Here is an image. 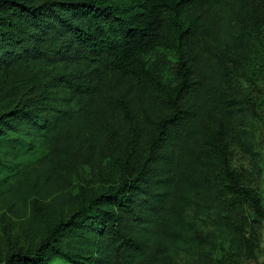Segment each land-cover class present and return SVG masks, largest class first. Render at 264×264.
Listing matches in <instances>:
<instances>
[{
  "label": "trees",
  "instance_id": "1",
  "mask_svg": "<svg viewBox=\"0 0 264 264\" xmlns=\"http://www.w3.org/2000/svg\"><path fill=\"white\" fill-rule=\"evenodd\" d=\"M207 2L0 0V69L49 63L50 80L71 93L63 109L43 110L45 117L27 108L25 90L0 106V152L13 157L0 160L7 211L43 216L47 200L65 195L56 192L75 150L94 163L106 144L126 135L146 152L136 169L131 153L117 156V184L47 224L33 250L10 243L1 264H177L175 255L193 254L195 241L210 243L198 229L204 216L216 227L226 224L207 178L208 155L213 137L230 126L233 102L193 52L196 11ZM159 48L174 53L171 82H164L161 56L148 62ZM223 176L264 219L253 190L240 188L227 167Z\"/></svg>",
  "mask_w": 264,
  "mask_h": 264
},
{
  "label": "rangeland",
  "instance_id": "2",
  "mask_svg": "<svg viewBox=\"0 0 264 264\" xmlns=\"http://www.w3.org/2000/svg\"><path fill=\"white\" fill-rule=\"evenodd\" d=\"M196 12L199 18L193 52L204 71L213 74L222 94L233 102L230 126L219 140L213 137L208 155L207 178L226 224L216 227L209 215L204 216L198 229L210 243L195 241L193 254H176L175 259L177 264H261L264 219L256 216L239 189H230L223 174L227 167L237 175L240 188H251L264 215V0H208ZM18 34L25 35L22 31ZM157 55L163 59L164 82H171L168 65L175 60L174 53L159 48L148 56V62ZM54 71L52 65L41 61L14 63L0 69V106L12 104L25 90L27 108L43 112L42 117L47 116L43 110L48 108L63 109L70 102L71 93L66 85L50 80ZM153 122V119L149 122V134L153 132ZM218 144L224 150L225 161ZM125 153H131L133 169L146 156L140 144L131 147L126 135L106 144L94 163L86 162L81 152L75 150L62 182L58 183L56 194L65 195L47 200L42 205L43 216L35 209L24 216H15L0 203V264L10 250V243L33 250L47 224L67 217L91 193L117 184L122 173L115 158ZM0 160L13 157L0 152ZM53 262L69 264L60 259Z\"/></svg>",
  "mask_w": 264,
  "mask_h": 264
}]
</instances>
